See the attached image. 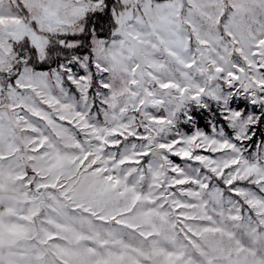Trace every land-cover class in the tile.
Masks as SVG:
<instances>
[{"label":"snow or ice","instance_id":"snow-or-ice-1","mask_svg":"<svg viewBox=\"0 0 264 264\" xmlns=\"http://www.w3.org/2000/svg\"><path fill=\"white\" fill-rule=\"evenodd\" d=\"M0 264H264V0H0Z\"/></svg>","mask_w":264,"mask_h":264},{"label":"trees","instance_id":"trees-1","mask_svg":"<svg viewBox=\"0 0 264 264\" xmlns=\"http://www.w3.org/2000/svg\"><path fill=\"white\" fill-rule=\"evenodd\" d=\"M197 119L200 121V124L203 123V120L200 117H197Z\"/></svg>","mask_w":264,"mask_h":264},{"label":"rangeland","instance_id":"rangeland-1","mask_svg":"<svg viewBox=\"0 0 264 264\" xmlns=\"http://www.w3.org/2000/svg\"><path fill=\"white\" fill-rule=\"evenodd\" d=\"M203 124H204V121H203V123L201 124V126H203ZM178 159V158H177Z\"/></svg>","mask_w":264,"mask_h":264}]
</instances>
